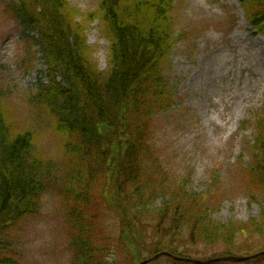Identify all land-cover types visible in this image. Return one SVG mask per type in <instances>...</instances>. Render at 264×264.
I'll return each instance as SVG.
<instances>
[{
    "label": "trees",
    "instance_id": "trees-1",
    "mask_svg": "<svg viewBox=\"0 0 264 264\" xmlns=\"http://www.w3.org/2000/svg\"><path fill=\"white\" fill-rule=\"evenodd\" d=\"M239 1L248 23L264 36V0ZM174 2L102 0L99 13L89 17L102 22L110 42L108 70L101 72L86 45L85 27L76 21L78 11L67 0H14L9 11L36 35L32 39L47 70V85L34 101L49 110L68 154L57 167L46 164L35 151L32 132L14 133L0 107V264L13 263L5 254L4 237L21 220L37 215L45 192L56 194L64 204L69 264H109L113 245L128 248V238L136 251L128 257L131 264L140 262L142 250L147 259L164 251L190 258L180 237L186 227L187 243L224 248L212 258L252 254V248L235 243L236 232L260 231L264 221L219 227L206 221L204 199L189 196L185 189L169 192L168 183H159L165 173L152 136L154 116L172 102L160 68L175 45ZM258 130L255 149L260 156L250 172L257 173L251 181L264 190V122ZM149 164L150 176L145 170ZM145 189L152 192L147 195ZM159 190L166 200L153 214L147 237L144 212L149 196ZM111 214L121 230L116 243L105 227ZM144 236L148 244L141 242ZM263 259L264 254L251 262Z\"/></svg>",
    "mask_w": 264,
    "mask_h": 264
},
{
    "label": "rangeland",
    "instance_id": "rangeland-1",
    "mask_svg": "<svg viewBox=\"0 0 264 264\" xmlns=\"http://www.w3.org/2000/svg\"><path fill=\"white\" fill-rule=\"evenodd\" d=\"M101 1L67 0L78 11L76 21L85 27L93 62L106 72L110 42L102 22L89 20L99 13ZM12 4L14 0H0V107L12 131L32 132L37 155L57 167L68 154L64 138L55 130L49 110L34 101L47 85L46 65L34 32L25 30L9 11ZM171 13L175 45L160 70L172 102L154 116L152 136L165 173L159 183H168L169 192L185 189L189 196L204 199L206 221L219 227L263 222L264 190L251 181L257 173L250 170L260 156L255 140L259 123L264 122V36L249 25L239 0H175ZM152 167H145L148 176ZM145 190L147 195L152 192ZM160 192L149 196V209L144 212L147 237L152 233L153 214L166 200ZM107 216L105 227L116 243L121 233L118 220ZM66 221L62 200L45 192L37 215L21 220L4 237L6 256L12 264H69ZM260 229L249 234L237 230L235 243L252 248L251 255L264 251V228ZM189 233L186 227L180 237L190 258L208 260L224 250L205 243L189 244ZM143 241L149 243L145 236ZM127 243L128 248L118 250L113 245L109 264H131L128 257L136 251L131 239ZM147 256L142 250L137 261ZM172 262L162 256L148 264ZM214 264H264V259Z\"/></svg>",
    "mask_w": 264,
    "mask_h": 264
},
{
    "label": "water",
    "instance_id": "water-1",
    "mask_svg": "<svg viewBox=\"0 0 264 264\" xmlns=\"http://www.w3.org/2000/svg\"><path fill=\"white\" fill-rule=\"evenodd\" d=\"M162 254H166V253H162ZM160 255H157L147 261H143L140 264H147L148 262L158 258ZM254 256L251 257H233V256H227V257H221V258H217V259H212V260H208V261H198V260H194V259H185V261L190 262L192 264H214L217 263L219 261H226V262H234V263H240V262H245L251 258H254Z\"/></svg>",
    "mask_w": 264,
    "mask_h": 264
},
{
    "label": "bare ground",
    "instance_id": "bare-ground-1",
    "mask_svg": "<svg viewBox=\"0 0 264 264\" xmlns=\"http://www.w3.org/2000/svg\"><path fill=\"white\" fill-rule=\"evenodd\" d=\"M204 1V0H203Z\"/></svg>",
    "mask_w": 264,
    "mask_h": 264
}]
</instances>
